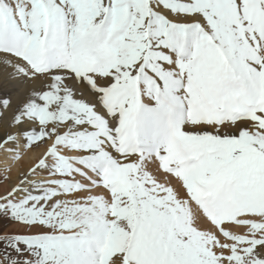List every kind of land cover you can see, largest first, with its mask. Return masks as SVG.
<instances>
[{
  "label": "snow or ice",
  "instance_id": "snow-or-ice-1",
  "mask_svg": "<svg viewBox=\"0 0 264 264\" xmlns=\"http://www.w3.org/2000/svg\"><path fill=\"white\" fill-rule=\"evenodd\" d=\"M0 264H264V0H0Z\"/></svg>",
  "mask_w": 264,
  "mask_h": 264
},
{
  "label": "bare ground",
  "instance_id": "bare-ground-1",
  "mask_svg": "<svg viewBox=\"0 0 264 264\" xmlns=\"http://www.w3.org/2000/svg\"><path fill=\"white\" fill-rule=\"evenodd\" d=\"M14 169H15V167H14ZM13 174H15V171H13Z\"/></svg>",
  "mask_w": 264,
  "mask_h": 264
},
{
  "label": "rangeland",
  "instance_id": "rangeland-1",
  "mask_svg": "<svg viewBox=\"0 0 264 264\" xmlns=\"http://www.w3.org/2000/svg\"><path fill=\"white\" fill-rule=\"evenodd\" d=\"M13 171H15V169L13 168Z\"/></svg>",
  "mask_w": 264,
  "mask_h": 264
}]
</instances>
